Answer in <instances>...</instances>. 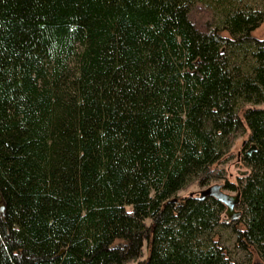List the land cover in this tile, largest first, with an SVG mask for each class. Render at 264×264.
Wrapping results in <instances>:
<instances>
[{
    "label": "trees",
    "instance_id": "obj_1",
    "mask_svg": "<svg viewBox=\"0 0 264 264\" xmlns=\"http://www.w3.org/2000/svg\"><path fill=\"white\" fill-rule=\"evenodd\" d=\"M263 19L264 0H0V264H125L143 242L138 264H264ZM214 180L236 221L178 195Z\"/></svg>",
    "mask_w": 264,
    "mask_h": 264
},
{
    "label": "rangeland",
    "instance_id": "obj_2",
    "mask_svg": "<svg viewBox=\"0 0 264 264\" xmlns=\"http://www.w3.org/2000/svg\"><path fill=\"white\" fill-rule=\"evenodd\" d=\"M253 35L257 38H264V25L261 24L258 28H256L253 31ZM260 107L264 108V104H261ZM245 145H246V134L244 133V134L238 135L233 141V145L230 149L227 159H225V162L218 165V168L223 171L225 179L229 182L235 183L237 178L241 177L245 172V167L240 163V153L242 152V147ZM212 184H222V183L219 180H214V181H211L208 185H212ZM205 187L206 186L201 187L196 184H193L187 187L185 190L178 192V195L197 196L199 192L203 190ZM223 191L228 195H234L235 193L234 191H229L226 189H223ZM222 238H223V244L227 248L231 249L232 237H230L228 230H224V233H222ZM145 248H146V243L143 242L141 256L137 260L128 261L125 264H138V262L142 260L146 255ZM255 260H257V258L253 256L252 262Z\"/></svg>",
    "mask_w": 264,
    "mask_h": 264
},
{
    "label": "water",
    "instance_id": "obj_3",
    "mask_svg": "<svg viewBox=\"0 0 264 264\" xmlns=\"http://www.w3.org/2000/svg\"><path fill=\"white\" fill-rule=\"evenodd\" d=\"M262 24L264 25V19ZM252 149V147H251ZM247 150L246 153H249L251 150ZM204 197H212L215 200L219 201L224 206V216L225 221H236L240 212L236 209L239 201V192L236 191L234 195L226 194L222 189V184H212L206 186L203 190L199 192L197 198L203 199ZM3 214V203L0 196V215ZM252 264H263L258 259L253 261Z\"/></svg>",
    "mask_w": 264,
    "mask_h": 264
}]
</instances>
